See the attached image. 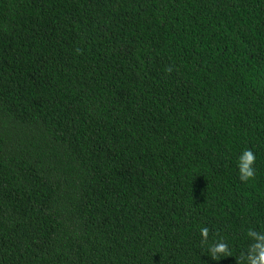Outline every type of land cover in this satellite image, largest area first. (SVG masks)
Returning a JSON list of instances; mask_svg holds the SVG:
<instances>
[{
  "label": "trees",
  "instance_id": "1",
  "mask_svg": "<svg viewBox=\"0 0 264 264\" xmlns=\"http://www.w3.org/2000/svg\"><path fill=\"white\" fill-rule=\"evenodd\" d=\"M249 229L264 0H0V264H238Z\"/></svg>",
  "mask_w": 264,
  "mask_h": 264
},
{
  "label": "clouds",
  "instance_id": "2",
  "mask_svg": "<svg viewBox=\"0 0 264 264\" xmlns=\"http://www.w3.org/2000/svg\"><path fill=\"white\" fill-rule=\"evenodd\" d=\"M167 71L170 73L172 71L171 67H169ZM255 161L256 156L251 149L244 150L239 156L238 168L241 181L247 182L255 178V168L253 167ZM208 231L209 230L206 227L201 229V235L205 241L207 240ZM247 234L249 237L253 238L255 243L250 245L246 257L242 254L241 257L238 258V264L245 259L247 264H264V233L249 229ZM209 253L213 260H219L222 257L231 256L228 244L223 240L217 241L211 245Z\"/></svg>",
  "mask_w": 264,
  "mask_h": 264
}]
</instances>
